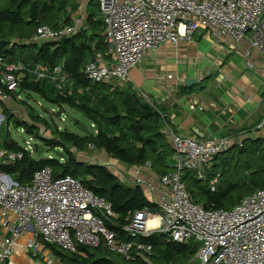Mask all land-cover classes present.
Returning a JSON list of instances; mask_svg holds the SVG:
<instances>
[{"label": "built area", "instance_id": "2783aa9c", "mask_svg": "<svg viewBox=\"0 0 264 264\" xmlns=\"http://www.w3.org/2000/svg\"><path fill=\"white\" fill-rule=\"evenodd\" d=\"M95 2L99 7L95 20L104 26L107 53L106 57L95 54L85 65L83 74L92 84H125L130 71L151 52L166 45L177 47L192 43L193 38L200 35H214L220 53L242 58L248 70L254 68L252 51L264 57V0ZM84 30V19L76 16L71 25L59 29L39 25L33 42H58ZM247 43L248 48L244 49ZM63 69L64 62L53 70L37 65L29 74L35 82L50 81L62 94L69 83ZM21 71V66L0 58L1 118L3 105L12 104L15 98L21 100L23 78L18 76ZM180 79L176 74L168 73L166 77L158 78V82L165 84ZM140 96L149 102L145 93L140 92ZM191 109L195 110V107ZM59 112L63 120L64 112ZM256 130H264V117ZM162 133L175 150L176 171L159 177L160 186L167 192L158 203L159 211L152 213L149 208H144L136 212L127 219L129 224L123 231L132 237L161 233L168 242H196L198 264H264V190L243 198L231 210H224L195 203L182 182L186 172L204 181L207 171L220 155L231 149L233 141L223 137L201 142L174 133L168 125L163 127ZM23 155V152L0 151V166L21 161ZM108 167L112 169L113 166ZM136 184L146 185L139 177ZM148 187L151 189L150 185ZM116 218L112 204L96 196L77 179H55L52 170L44 168L35 172L28 184H19L0 169L1 264L5 261L11 264L12 256L21 252L33 261L41 258L45 264H63L55 258L50 247L76 254L79 246L103 247L126 261L139 258L152 264V245L123 242L108 229L105 223ZM156 218L158 224L149 226L148 222Z\"/></svg>", "mask_w": 264, "mask_h": 264}, {"label": "trees", "instance_id": "16d2710c", "mask_svg": "<svg viewBox=\"0 0 264 264\" xmlns=\"http://www.w3.org/2000/svg\"><path fill=\"white\" fill-rule=\"evenodd\" d=\"M78 1L0 0V58L6 59L10 64H23L25 71L21 90L24 93H33L62 110L68 107L81 114L96 127L97 133L79 136L52 130L44 122L52 136L50 140H44L46 146L51 152L63 149L67 159L61 161L41 157L35 160L17 143L7 139L4 150L23 152L24 155L21 161L0 166V169L19 184H28L33 174L44 168H50L55 179H77L96 196L112 204L117 218L105 224L119 240L152 245V264H190L199 248L196 243L168 242L161 233L150 237H132L124 232L123 228L129 224L127 219L132 218L136 212L149 208L152 213H157L158 207L148 201L141 187L126 186L105 166L80 162L68 148L70 146L83 150L91 147L106 152L109 157L127 166L142 167L150 164L152 171L158 176L176 171V166L169 164V160L176 155L175 150L161 131L164 124L162 114L165 111L150 105L131 85L118 88L109 84H92L83 74L85 65L95 54L106 57L107 53L103 38L104 26L101 21L95 20L96 14L90 13L85 20V28L91 31L90 36L81 32L58 42H33L39 25L53 29L71 25L72 21L69 17L65 19L64 14L67 8L76 11ZM89 41L94 43L93 47L89 45ZM63 62V71L70 84H67L62 94H59L50 81L35 82L34 77L29 74L37 65L53 70ZM5 114L8 115L7 112ZM8 120L14 119L8 115ZM14 123L18 129H31L22 122ZM218 160L219 163H214L207 171L204 181L198 180L189 172L182 176V182L195 203L206 208L230 210L243 198L264 190V137L245 139L241 147L233 148L218 157ZM216 177L218 181L212 192L210 183ZM50 249L63 264H147L139 258L126 261L103 247L90 249L79 246L76 254H66L53 247ZM3 264H8V261Z\"/></svg>", "mask_w": 264, "mask_h": 264}, {"label": "crops", "instance_id": "0c3cea01", "mask_svg": "<svg viewBox=\"0 0 264 264\" xmlns=\"http://www.w3.org/2000/svg\"><path fill=\"white\" fill-rule=\"evenodd\" d=\"M93 1L95 0H79L76 11L73 13L71 8H67L64 18L69 17L72 21L74 17L81 16L85 21L90 13L97 15L99 7L98 5H92L93 3L97 4ZM93 9L95 12L92 11ZM83 32H86L88 36L91 35V31L87 30V28ZM203 37L212 41V38L208 35ZM190 45L189 43L181 44L177 47L171 45L163 46L151 52L139 66L133 68L130 71L129 80L125 84H116L115 82L109 85L118 88H127L128 85H131L139 95L140 92L145 93L149 98L148 103L150 105L165 111L162 114L164 121L162 129L165 125H168L176 134L196 138L201 142L209 141L212 138L227 137L233 141L229 151L235 147H240L239 145L245 139L263 138L264 130H256V128L264 117L262 110L264 107V91L262 90L264 88V57L252 51L251 61L254 64V68L248 70L245 68V61L242 58L232 54H225V58L222 59L219 51L217 57L209 60L207 62L208 66L204 68L205 71H202L198 69L201 64L197 65L201 60L200 54L194 52V48H191ZM243 48H248V43L244 44ZM230 57H233L234 60L227 66L226 64ZM219 63L221 65H218ZM15 64L21 66L23 72L25 71L21 62ZM189 65L194 68L192 69L194 71L193 74L191 73L192 75L180 72L183 67L185 68ZM145 67L150 68V72H144ZM162 70L176 74L177 77L181 78L180 81H167L165 84H160L157 76L159 73L164 74ZM213 71H215V87L210 90L202 88L201 91L191 95L198 84L211 79V72ZM242 74L244 75L240 77ZM21 78H24V76ZM155 78H157V81H155ZM188 79H197L198 83L189 88L186 86ZM154 83H157L160 89L156 88ZM192 107H195V110H192ZM95 131H92L93 134H95ZM167 142L170 144L168 139ZM91 149L94 150L93 148ZM95 151L99 156L95 155L93 157L94 162L92 165L105 166L106 168L116 165L118 172L113 174L128 187L138 186L136 184L138 177L143 179L146 185L139 187L143 189L148 201L158 207L159 201L167 192L158 182L161 176L156 175L152 171L150 164L142 167L127 166L118 160L112 159L104 151ZM217 160L218 158L214 163ZM174 161L176 162L175 156L169 160V164L175 166ZM108 170L110 171L111 169ZM214 180L218 181V177ZM211 183V191L213 192L212 188L215 190L217 182L214 185ZM149 185L151 189L148 187ZM14 255L12 258H15V263L17 264L34 262L25 253L21 252ZM12 258L11 264H15Z\"/></svg>", "mask_w": 264, "mask_h": 264}, {"label": "rangeland", "instance_id": "374dc122", "mask_svg": "<svg viewBox=\"0 0 264 264\" xmlns=\"http://www.w3.org/2000/svg\"><path fill=\"white\" fill-rule=\"evenodd\" d=\"M92 5H95L93 3ZM95 12V10H92ZM74 13V11H72ZM70 12V14H72ZM201 36V35H200ZM211 36L212 41L207 40L205 37H199L195 36L193 38V42L190 43V47L194 48V52H198L200 54L201 60L198 62L197 65L201 64L200 67H198L199 70H204L205 67H207V62L209 60L215 59L217 55L219 54V48L215 44V36L214 35H208ZM89 45H93L92 42L89 41ZM222 59L225 58V54L220 53L219 54ZM234 58L230 57L227 62V66H229L233 62ZM187 67V68H186ZM185 68L183 67L180 72H186L188 75H192L194 71L192 69V66H186ZM150 72V68L145 67L144 72ZM179 71V69H178ZM24 72L21 71L19 72L18 76L23 77ZM192 73V74H191ZM168 72H164V74L159 73L157 78L160 77H166ZM211 79L206 80L195 88L194 92L191 95H194L195 93L201 91L202 88L205 90L208 89L210 90L212 87H215V82H214V77H215V71L211 72ZM244 74L240 75L243 76ZM204 77V74H203ZM157 78H155V81H157ZM156 84V88L160 89V87ZM264 91V88L262 89ZM262 91V92H263ZM20 96V95H18ZM17 96V97H18ZM30 96V97H28ZM21 100L18 98H15L12 104L9 105H3L1 108V116L0 117V151L4 150V143L7 139L13 140L17 145L24 149L26 152L30 154V156L38 160L37 158V153L39 148L42 149V158H57L53 152H51V149L46 146V143L44 140H50L52 138L50 130H47L46 125L44 122H47L49 128H53L54 130L58 131H66L69 133H75L78 134L79 136H83L84 134L81 133L80 131L77 130V125L79 123H84L89 130H96L95 128L92 127V125L79 113L69 109L68 107H64V110L60 109L56 105H51L48 103L46 100L42 99L40 96L35 95L33 93L26 94L23 91L21 92ZM30 98V99H27ZM264 112V107L262 108ZM63 111L64 113V118L63 120L60 117V112ZM12 116V120H8V115ZM14 121L17 122H22L26 126L31 127L29 128H19L16 126ZM261 122V121H260ZM52 129V130H53ZM72 154L74 155L77 160L80 162H85L88 164H92L94 162L93 157L99 156L95 150H92L91 147H88L86 149H79V148H74L68 146ZM6 151V150H5ZM60 152H64L63 149H58ZM58 159V158H57ZM218 161H221L218 160ZM98 163V162H97ZM174 164L176 162L174 161ZM109 169V167H107ZM117 166H113L112 169L110 170L112 173L116 174L118 171ZM233 208V207H232ZM231 208V209H232ZM230 209V210H231ZM196 242H192L193 245H195ZM47 254V252H46ZM15 256V255H14ZM42 257V256H41ZM56 258V256H55ZM12 261L15 263V258H12ZM17 264V263H15ZM29 264H45V262L41 259L38 258L37 260H34V262H30ZM190 264H197L196 258L191 261Z\"/></svg>", "mask_w": 264, "mask_h": 264}, {"label": "water", "instance_id": "95a60500", "mask_svg": "<svg viewBox=\"0 0 264 264\" xmlns=\"http://www.w3.org/2000/svg\"><path fill=\"white\" fill-rule=\"evenodd\" d=\"M198 83L197 79H188L186 82L187 87H193L195 84ZM77 130L83 133L85 136H92L93 132L88 129V127L84 123H79L77 126ZM54 155L63 161L67 159L66 155L63 152L55 150ZM42 157V149L39 148L38 153H37V158L40 159Z\"/></svg>", "mask_w": 264, "mask_h": 264}, {"label": "bare ground", "instance_id": "6f19581e", "mask_svg": "<svg viewBox=\"0 0 264 264\" xmlns=\"http://www.w3.org/2000/svg\"><path fill=\"white\" fill-rule=\"evenodd\" d=\"M155 224H158V219L157 218L154 221L148 222L149 226H152V225H155Z\"/></svg>", "mask_w": 264, "mask_h": 264}]
</instances>
